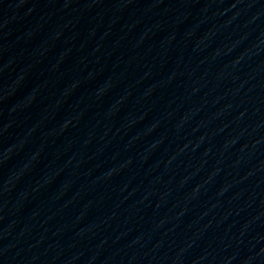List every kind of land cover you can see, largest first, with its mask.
Segmentation results:
<instances>
[{"label": "water", "instance_id": "95a60500", "mask_svg": "<svg viewBox=\"0 0 264 264\" xmlns=\"http://www.w3.org/2000/svg\"><path fill=\"white\" fill-rule=\"evenodd\" d=\"M0 264H264V0H0Z\"/></svg>", "mask_w": 264, "mask_h": 264}]
</instances>
